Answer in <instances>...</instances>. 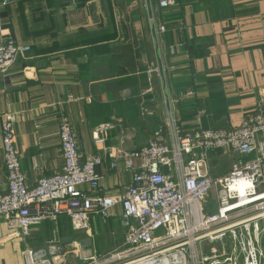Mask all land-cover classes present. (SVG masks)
<instances>
[{"label": "crops", "instance_id": "obj_1", "mask_svg": "<svg viewBox=\"0 0 264 264\" xmlns=\"http://www.w3.org/2000/svg\"><path fill=\"white\" fill-rule=\"evenodd\" d=\"M8 2L0 10V23L28 50L6 74L0 73V192L6 190L1 147L6 115L14 120L15 145L28 187L61 171L58 132L66 118L83 159L102 156L96 168L101 193L116 196L130 184L131 173L121 164L111 168V160L93 145L96 125L119 122L118 118L136 125L135 138L125 145L131 150L151 139L169 105L185 129L197 119L205 129H228L238 127L264 104V0H178L169 10L158 9L156 0ZM151 19L166 26L159 42L152 36ZM112 29L113 40L62 48L83 33ZM141 106L147 110L144 116L138 112ZM116 138L115 133L110 135L106 147L116 145ZM218 154L229 155L223 151L210 155L213 177L227 173L218 172ZM215 210L211 193L206 212ZM120 213V207L114 208L108 220L121 227ZM100 220L91 219L88 232ZM51 224L72 230L62 216L55 223L33 227L28 239ZM261 227L264 259V222ZM7 237L0 219V250L18 244Z\"/></svg>", "mask_w": 264, "mask_h": 264}, {"label": "built area", "instance_id": "obj_2", "mask_svg": "<svg viewBox=\"0 0 264 264\" xmlns=\"http://www.w3.org/2000/svg\"><path fill=\"white\" fill-rule=\"evenodd\" d=\"M156 3L169 10L178 0ZM8 5L0 0V10ZM150 28L159 42L165 24L151 19ZM27 50L0 23V73L6 74ZM113 133L117 144L106 147ZM58 135L61 171L30 188L15 145L14 120L3 118L6 190L0 192V219L10 240H27L33 227L62 216L74 232L88 233L91 219L106 220L120 207L122 243L86 264H264L258 231L264 222V104L228 129H205L199 119L185 129L169 105L149 142L131 150L125 145L134 139L132 129L116 121L96 125L93 145L111 160V168L121 164L131 173L130 184L116 196L101 193L96 168L102 156L83 159L68 119H61ZM217 151L237 157L221 177L210 172V155ZM211 193L216 210L208 214ZM46 249H25L26 264H64L55 247Z\"/></svg>", "mask_w": 264, "mask_h": 264}, {"label": "rangeland", "instance_id": "obj_3", "mask_svg": "<svg viewBox=\"0 0 264 264\" xmlns=\"http://www.w3.org/2000/svg\"><path fill=\"white\" fill-rule=\"evenodd\" d=\"M138 112L144 116L147 110L141 106L138 108ZM135 114L137 117L136 112ZM118 120L119 123L132 129L133 132L136 131L134 128L136 125H127L121 118H118ZM149 140L146 139V144ZM236 158L234 155L218 154L215 158L218 172H228L231 164L237 160ZM96 224L95 229L92 228L88 233H74L66 225L51 224L41 227L33 233L30 239L17 240L18 244L15 246H8L6 249L0 250V264H22L21 253L26 247L30 249L55 247L59 258L62 259L64 264H86L94 256L99 259L118 247L123 239L122 229L117 221L106 219L100 220ZM215 247L219 248L220 245L217 244ZM229 248H231L230 242ZM23 264H26L25 259Z\"/></svg>", "mask_w": 264, "mask_h": 264}, {"label": "trees", "instance_id": "obj_4", "mask_svg": "<svg viewBox=\"0 0 264 264\" xmlns=\"http://www.w3.org/2000/svg\"><path fill=\"white\" fill-rule=\"evenodd\" d=\"M115 36L116 33L113 29L112 31H101L99 33H83L78 38L71 39L63 44L62 48H70L79 45L91 46L93 44L113 40Z\"/></svg>", "mask_w": 264, "mask_h": 264}, {"label": "water", "instance_id": "obj_5", "mask_svg": "<svg viewBox=\"0 0 264 264\" xmlns=\"http://www.w3.org/2000/svg\"><path fill=\"white\" fill-rule=\"evenodd\" d=\"M258 231H259V237L261 238V236H262V227H261V224H258Z\"/></svg>", "mask_w": 264, "mask_h": 264}]
</instances>
